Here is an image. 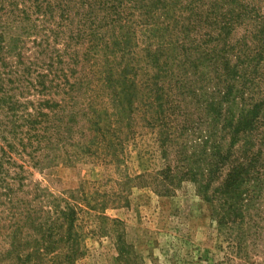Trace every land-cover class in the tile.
I'll return each instance as SVG.
<instances>
[{"label": "rangeland", "instance_id": "obj_1", "mask_svg": "<svg viewBox=\"0 0 264 264\" xmlns=\"http://www.w3.org/2000/svg\"><path fill=\"white\" fill-rule=\"evenodd\" d=\"M192 1L151 12L145 2L131 6L103 49L88 55L78 45L66 55L81 81L66 123L85 147L47 150L43 164L27 165L20 191L35 215L75 209L78 253L70 262L63 249L62 264H264V0H224L217 17L212 0ZM221 14H234L232 28L212 40ZM213 100L232 124L243 114L253 122L240 131L217 123L213 141L228 160L209 178ZM236 163L250 175L227 204L217 188ZM0 229L6 250L11 229ZM23 230L26 241L31 229Z\"/></svg>", "mask_w": 264, "mask_h": 264}, {"label": "trees", "instance_id": "obj_2", "mask_svg": "<svg viewBox=\"0 0 264 264\" xmlns=\"http://www.w3.org/2000/svg\"><path fill=\"white\" fill-rule=\"evenodd\" d=\"M212 1L210 7L217 17L220 14L216 8H223L226 2ZM144 2L151 12L172 8L178 0H0V221L4 220L0 228L11 229L8 236L12 238L11 247L0 249V262L14 258L15 264H62L57 257L66 248L69 261L75 259L78 253L75 209L56 205L55 215H35L36 209L29 204L24 207L20 196L24 188L23 172L30 163L40 165L50 148L63 150L68 141L76 147H85L73 141V126L66 123V110L81 85V81L72 80L66 55L72 53L73 47L85 44L87 54L95 55L105 47L108 29L129 22L130 7ZM239 6L241 13L247 12V7ZM221 15L225 25L221 21V33L209 35L212 40L222 38L227 27L232 28L234 14ZM212 20L219 24L215 18ZM262 30L264 34V26ZM60 41H64L63 49L57 47ZM220 104L215 100L208 103L213 126L208 134L209 178L218 172L220 161L228 160L221 145L213 141L217 123L223 120V129L233 127L240 131L253 122L252 117L246 119L249 116L243 120L242 113L241 120L232 124ZM70 115L71 122L76 121L74 113ZM94 126L100 129L98 122ZM217 155L221 156L219 161H212L211 157ZM249 173V167L236 163L223 183L224 188H217L228 197L227 204L229 198L242 195L241 186ZM221 216V222L228 224V215ZM24 228L31 229L26 241Z\"/></svg>", "mask_w": 264, "mask_h": 264}]
</instances>
